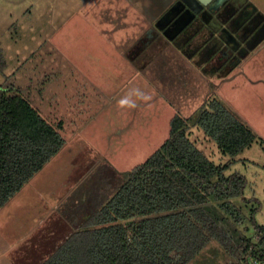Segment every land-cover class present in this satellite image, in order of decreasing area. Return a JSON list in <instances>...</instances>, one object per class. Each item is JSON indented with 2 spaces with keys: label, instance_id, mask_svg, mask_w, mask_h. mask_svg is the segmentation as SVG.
Returning <instances> with one entry per match:
<instances>
[{
  "label": "rangeland",
  "instance_id": "rangeland-1",
  "mask_svg": "<svg viewBox=\"0 0 264 264\" xmlns=\"http://www.w3.org/2000/svg\"><path fill=\"white\" fill-rule=\"evenodd\" d=\"M249 1L264 8V0ZM166 2L0 0L6 63L0 87L19 89L43 117L61 124L64 138L59 151L0 208V264H37L47 257L80 226L87 210L160 147L175 114L195 119L204 95L218 96L258 137L225 170L247 181L242 196L226 208L241 220L240 234L252 235L253 220L264 224V46L242 58V64L250 60L245 73L219 89L209 75H185L171 51L154 53L161 46L158 37L141 58L134 43L150 30L158 33L149 15ZM207 82L211 89L204 93ZM191 127V139L214 162L231 160L200 127ZM231 261L213 241L188 264Z\"/></svg>",
  "mask_w": 264,
  "mask_h": 264
},
{
  "label": "trees",
  "instance_id": "trees-1",
  "mask_svg": "<svg viewBox=\"0 0 264 264\" xmlns=\"http://www.w3.org/2000/svg\"><path fill=\"white\" fill-rule=\"evenodd\" d=\"M190 118L175 114L160 147L87 210L80 226L55 241L39 264H188L213 241L234 257L231 264L264 260V224L253 220L252 235L240 234L241 220L226 208L242 196L247 181L225 170L258 137L216 95ZM191 126L231 160L214 162L191 139ZM60 127L19 89L0 87V208L62 147Z\"/></svg>",
  "mask_w": 264,
  "mask_h": 264
},
{
  "label": "flooded vegetation",
  "instance_id": "flooded-vegetation-1",
  "mask_svg": "<svg viewBox=\"0 0 264 264\" xmlns=\"http://www.w3.org/2000/svg\"><path fill=\"white\" fill-rule=\"evenodd\" d=\"M185 1L190 3V0H176L159 19L154 20L158 33L150 30L142 38L143 34L134 43L133 52L137 51L143 58L151 52L154 46L151 44L158 37V47L164 42H172L180 46L194 64L204 70L213 69L215 74L226 75L231 71L230 67L240 61L241 47L252 48L264 39H258L264 31V14L255 10L253 3L245 0L211 1L203 5L197 15L195 8L191 12L187 9ZM208 6L211 9H207ZM180 7L184 13L178 16Z\"/></svg>",
  "mask_w": 264,
  "mask_h": 264
},
{
  "label": "crops",
  "instance_id": "crops-1",
  "mask_svg": "<svg viewBox=\"0 0 264 264\" xmlns=\"http://www.w3.org/2000/svg\"><path fill=\"white\" fill-rule=\"evenodd\" d=\"M164 2L165 1H167L166 3H165V5L164 6H162V7H160V9L157 11V12H155L154 14H152V15H149V18L150 19H153V21L154 20H157V19H159L161 16H162V13H164L167 9H168V7L173 3V2H175L176 0H163ZM211 1H215V0H206V4H208V3H210ZM245 1H247L249 4L250 3H253L252 1L250 2L249 0H245ZM190 3L191 4H193V6H194V8H195V11H196V14L198 15V13L199 12H201L200 10L201 9H203V5H205V4H203L202 2H200L199 0H190ZM254 4V3H253ZM185 7V6H184ZM254 8H255V10H258V11H260V12H262L263 14H264V8L263 7H261V9L259 8V7H257L255 4H254ZM181 12H183L182 11V8L180 7V9L178 10V12H177V14H179L178 16H180L181 15ZM184 13V12H183ZM176 14V15H177ZM177 16V17H178ZM192 19V18H191ZM190 19V20H191ZM152 21V22H153ZM151 22V23H152ZM150 23V24H151ZM186 24V23H185ZM16 27V26H15ZM264 46V44H259L258 43V45H256V46H253L252 48H248V49H245L244 47H241L240 49L242 50V55H241V59H240V61L238 62V64H236L235 66H233V67H230V68H232L231 69V71L230 72H228L226 75H225V73L223 74H215L214 72H213V69L212 70H204L203 68H202V66H199V65H196V64H194V62L184 53V51L181 49V47L180 46H176V45H174L172 42H164V43H162L161 44V46H160V48H158L157 49V51H154V53H156V52H160V54H162L166 49H167V51H171L172 52V54L173 55H170V56H172V58L174 59L173 61H175V58L176 57H178V61H180V59H181V61L182 62H180L179 64H181L182 65V69H183V71L185 72V75L186 74H188V77H191V78H193V76L194 77H197V79H205L206 77H208V75L209 76H211V78H213L214 79V81H215V84H217V89H219V86L221 85L222 86V83L224 82V81H230V80H232L235 76H237V75H239V74H244L245 73V69H246V66L248 65V64H250V60H246V62L244 63V64H242V58H245V59H248L249 57H250V51L251 50H255L256 48H257V46ZM256 47V48H255ZM164 48V49H163ZM178 64V65H179ZM237 67H239V68H237ZM245 76V75H244ZM245 77H247V76H245ZM212 79V80H213ZM250 79V78H249ZM212 80H209L210 82H212ZM211 89V87L208 85V82L205 84V86H204V93H207V91L208 90H210ZM207 95H209V93L207 94ZM211 95H209L208 97L207 96H205L204 95V97H201V99H200V101H201V103H199V105H201V104H203L209 97H210ZM206 97V98H205ZM179 114V113H178ZM253 131V130H252ZM254 132V131H253ZM262 141V140H261ZM263 142V141H262ZM35 178V177H34ZM29 185L30 186H33L31 183H29ZM34 191H36V189L35 188H32ZM78 199H80L81 200V198H78ZM83 199V198H82ZM82 201V200H81ZM80 201V202H81ZM83 204V203H82ZM87 206H89L88 204H87ZM76 214L77 213H74V215L72 214L71 215V217H74V218H77V216H76ZM67 217H68V219H69V217L70 216H68V214H67ZM45 253H46V250H45ZM45 253H44V255H45ZM41 261H39L37 264H39ZM36 264V263H35Z\"/></svg>",
  "mask_w": 264,
  "mask_h": 264
},
{
  "label": "water",
  "instance_id": "water-1",
  "mask_svg": "<svg viewBox=\"0 0 264 264\" xmlns=\"http://www.w3.org/2000/svg\"><path fill=\"white\" fill-rule=\"evenodd\" d=\"M200 2H202L203 4H206V0H199ZM216 2H218V3H221V2H223L224 0H215ZM186 2V7H187V9L191 12L192 11V8H194V6H193V4H191V3H189L188 1H185ZM211 9V7L210 6H208L207 7V9ZM188 11V12H189ZM189 12V13H190ZM193 15H195V13L193 14ZM162 19V18H161ZM264 37V31L262 32V34H261V36L258 38V39H261V38H263ZM238 41V40H237Z\"/></svg>",
  "mask_w": 264,
  "mask_h": 264
},
{
  "label": "built area",
  "instance_id": "built-area-1",
  "mask_svg": "<svg viewBox=\"0 0 264 264\" xmlns=\"http://www.w3.org/2000/svg\"><path fill=\"white\" fill-rule=\"evenodd\" d=\"M243 264H245L244 261H243ZM251 264H264V260L259 261L258 259L252 258Z\"/></svg>",
  "mask_w": 264,
  "mask_h": 264
},
{
  "label": "clouds",
  "instance_id": "clouds-1",
  "mask_svg": "<svg viewBox=\"0 0 264 264\" xmlns=\"http://www.w3.org/2000/svg\"><path fill=\"white\" fill-rule=\"evenodd\" d=\"M120 103H121V105H123V104L127 103V101L126 100H121Z\"/></svg>",
  "mask_w": 264,
  "mask_h": 264
}]
</instances>
